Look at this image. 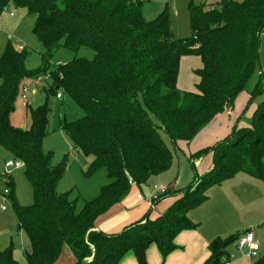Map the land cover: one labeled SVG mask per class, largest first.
Here are the masks:
<instances>
[{
  "label": "trees",
  "instance_id": "1",
  "mask_svg": "<svg viewBox=\"0 0 264 264\" xmlns=\"http://www.w3.org/2000/svg\"><path fill=\"white\" fill-rule=\"evenodd\" d=\"M9 4L34 16L32 31L43 50L42 65L33 71L25 67V49H13L9 41L0 55V148L22 164L33 197L27 206L12 203L16 230L29 242L26 264H54L65 246L74 264H118L127 252L137 264H146L151 244L164 261L176 249L175 237L196 228L187 213L205 200L210 186L237 173L264 183L262 101L248 127L236 124L214 147L191 157L198 160L210 153L211 167L202 175L193 169L192 181L176 196L173 189L160 195L158 200L173 198L162 215L150 219L146 214L119 233L95 230L97 219L133 187L147 185L170 167L171 154L161 133L173 144L193 140L244 91L259 60L264 0H218L209 8L190 2V35L185 38L173 37L166 8L155 19L144 20L140 0H0V15ZM59 48L73 53L89 49L93 57L73 58L49 70L47 60ZM186 56L199 58L200 67L192 71L194 89L181 92L176 81ZM44 72L50 74V85L44 89L43 104L27 106L30 128L12 126L9 116L23 80ZM58 90L83 113L73 121L63 120L61 130L74 150L91 157L86 174L102 167L109 179L78 212L76 200L56 192L65 162L53 163L52 155L42 151L47 101ZM4 178L12 186L8 175ZM238 238L210 241L203 264L229 261L226 248ZM252 260L264 264V254ZM0 264H19L11 245L0 249Z\"/></svg>",
  "mask_w": 264,
  "mask_h": 264
},
{
  "label": "rangeland",
  "instance_id": "2",
  "mask_svg": "<svg viewBox=\"0 0 264 264\" xmlns=\"http://www.w3.org/2000/svg\"><path fill=\"white\" fill-rule=\"evenodd\" d=\"M142 2L141 15L144 20L151 21L155 19L166 8L169 16L170 29L173 37L185 38L190 35L188 4L205 5L216 7L218 0H140ZM241 2L242 0H233ZM9 14H12L10 17ZM35 18L29 14L26 9L15 7L9 4L0 15V55L9 41L13 49L18 50L21 45L25 49L26 59L25 67L28 70H37L42 65L41 54L42 46L32 31ZM93 52L89 49L81 48L78 52L73 53L65 48H59L47 60L49 70L54 69L57 65L71 61L73 58L91 59ZM191 57L186 56L180 60L176 87L182 92V88L189 86L194 89L197 82L192 70L188 67L187 61ZM22 85H25L28 94L27 99L21 98V92L15 101L14 110L9 116L10 124L19 129H29L31 125L28 105L35 108L44 103V89L46 90L49 81L42 82L36 86L33 78L24 79ZM21 85V86H22ZM258 88V89H257ZM181 89V90H180ZM256 93L251 100L250 94ZM61 99L54 96L47 101L49 112L48 133L42 140V151L52 155L53 163L65 162L63 175L57 185V193H68L70 200H76L75 211L81 209L85 201H90L97 197L100 188L108 184L104 168H98L93 172L86 174L91 163V157H85L77 150H74L68 138L61 130V123L73 121L80 118L83 113L75 104L65 95L61 94ZM264 101V28L259 37V60L253 76L248 80L245 89L234 100L232 107L217 114L211 123L202 129L193 140L189 142L178 141L174 144L161 133V140L171 154L170 167L158 176H152L147 185L140 186L138 190H131L124 202V207H142L143 211H148L151 217L149 199L155 197L156 193L153 186H162L165 191L173 189L176 196L180 191L185 189L192 181L193 169L198 171L204 163L205 156L199 160L191 159L192 156L206 148L214 147L219 141L225 138L232 130L239 125L248 127L251 121L252 113ZM238 126H236V124ZM209 156V154H208ZM65 157V158H64ZM12 162L10 154L0 148V206L5 210H0V249L12 246V256L18 259L19 264H26L24 253L28 252L25 245V239L22 232L16 230L17 219L12 209L13 201L20 206H27L33 202L32 191L28 181L25 178L22 169L8 168L4 164ZM193 166V167H192ZM8 171V178L12 186L4 178ZM133 184V183H132ZM8 192L7 195L3 191ZM173 192V191H171ZM137 194V195H136ZM136 195V197H135ZM140 196V199L137 198ZM140 201H137V200ZM163 201V200H162ZM160 202V207L165 202ZM130 206V207H129ZM153 210V213L156 212ZM22 236V237H21ZM157 248L153 244L146 249ZM146 256V255H145ZM148 264L147 259H145ZM74 259L67 247H63L62 252L54 264H73Z\"/></svg>",
  "mask_w": 264,
  "mask_h": 264
},
{
  "label": "crops",
  "instance_id": "3",
  "mask_svg": "<svg viewBox=\"0 0 264 264\" xmlns=\"http://www.w3.org/2000/svg\"><path fill=\"white\" fill-rule=\"evenodd\" d=\"M189 57L193 60H188L186 65L192 71L199 68V58ZM192 90L189 86L182 88V91ZM208 154H206L207 157L204 155L205 160H201L204 163L196 171L199 175L208 172L211 167V154ZM132 189L139 190L140 187ZM206 195L205 200L187 213L189 219L196 224V228L182 231L175 237L173 242L176 249L164 261L159 252L156 253L155 248L151 247L145 252L148 264H203L210 255L208 250L210 241L215 238L224 239L231 235L240 237L244 232L252 233L255 242L259 245L258 255L264 254V183L245 173H237L218 185L210 186ZM127 197L97 219L95 230L106 234L119 233L124 227L142 220L146 214H149L147 212L149 209L145 212L142 207L129 206V209L124 207ZM172 200L173 198L169 197L155 202L150 209L152 216L149 218L154 219L162 215ZM161 201L165 204L157 207ZM155 207L157 210L154 214ZM22 235L29 251V242L23 233ZM226 251L229 261L224 264H253V260L247 256L246 249H238L236 242L228 245ZM15 260L18 259L15 257ZM118 264H137V262L133 253L127 252Z\"/></svg>",
  "mask_w": 264,
  "mask_h": 264
},
{
  "label": "built area",
  "instance_id": "4",
  "mask_svg": "<svg viewBox=\"0 0 264 264\" xmlns=\"http://www.w3.org/2000/svg\"><path fill=\"white\" fill-rule=\"evenodd\" d=\"M12 15V14H10ZM19 50H23L24 47L23 46H19L18 47ZM34 79V83L36 86H39L42 82L44 81H50V74L49 72H44L38 76H36ZM21 92V98L23 100H26L27 99V94H28V90L26 88L25 85H22L20 87V91ZM62 91L61 90H58L57 91V94H56V99H61L62 97ZM4 167L5 169H8V168H15V169H22V164L19 162V161H14L12 160L11 161H8L4 164ZM5 175H8V171L5 173ZM153 190L156 193L155 197H151L149 199V205H152L156 200H158L159 196L164 194L166 191H165V188H162V186L158 185V186H153ZM3 194L4 195H7L8 192L6 190L3 191ZM138 199H140V196H137ZM0 210H5L4 206H0ZM236 245H237V248L238 249H246L247 251V256L251 259H255L258 255V250H259V245L257 244V242H255L254 238H253V235L252 233L250 232H245L243 233L237 240L236 242Z\"/></svg>",
  "mask_w": 264,
  "mask_h": 264
}]
</instances>
